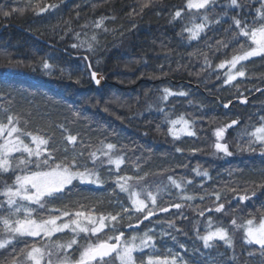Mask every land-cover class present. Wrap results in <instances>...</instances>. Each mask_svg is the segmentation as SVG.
Wrapping results in <instances>:
<instances>
[{"label":"trees","instance_id":"16d2710c","mask_svg":"<svg viewBox=\"0 0 264 264\" xmlns=\"http://www.w3.org/2000/svg\"><path fill=\"white\" fill-rule=\"evenodd\" d=\"M47 2L57 3L59 7L39 16L31 9H27L23 14L17 12L7 19L0 16V54L11 53L14 58L24 60L25 63L48 56L51 58L50 63L56 66L52 75L25 68L8 85H0L5 93H11L10 96H0V109L10 108L11 114L21 118V127H25L24 122H27L28 131L47 132L53 135L52 146L60 150L58 156L64 155L63 149L67 146L64 138L68 134H78L85 142L91 139L93 147L99 140L107 138L106 142L115 143L118 147L127 146L125 154L130 160L126 162L128 166H122L121 175H136L130 165L132 161L140 158L142 171L139 175L149 173L148 183L154 185L167 183L168 175H173L177 180L181 178L192 180L193 183L187 187L186 193L179 194L197 196V199L186 203L182 209L186 219H180L181 211L170 208L168 213L158 212L137 231H142L151 224L159 226V221H163L166 227L167 221L175 220L176 227L183 229L179 233L173 232L177 237L176 241L170 236L163 238L157 236V244L170 243L177 251L182 252L184 249H181L179 244L185 241L187 245L193 246V257L198 259L212 255L214 260L221 264H261L264 257H261L258 246L244 245L242 230L235 231L234 247L228 248L223 241L217 240L213 247L205 249L203 242L196 239L194 225L199 223V232L203 235L211 216L217 226L228 228L232 235L230 222L233 218L243 223L246 219L264 213V194L260 192L245 204L232 203L224 213H215L214 196L203 201L198 198L205 193L210 194L214 188L219 189L223 182L230 179L239 180L241 186L244 182H260L262 179L260 173L264 171V156L259 154V150L239 151L237 146L240 144L239 134L245 125L257 124L259 116L264 115V92L253 91L254 88L264 86V79H261L264 77V58L254 57L243 62L247 76L237 78L230 86L223 85L227 66L224 69H217L216 65L222 60L230 59L234 54L233 50L239 48L243 41L232 44L226 51L221 50L215 55H211L214 49L205 46L206 41L215 44L216 40L224 38L223 30L231 24L230 18L225 19L220 25H213L212 30L203 33L197 41H189L186 33L183 36L178 35L190 17L185 15L181 21L175 23H169V19L172 12L184 7L185 0H156L153 6L131 20L128 19L127 13L133 7L138 9L136 0H47ZM226 2L227 0H218L215 8L209 9V12H223L221 5ZM244 2L247 6L243 8L242 16L239 18L251 20L259 4L256 0ZM25 3L26 0L15 2L0 0V7L23 8ZM93 4L96 5L95 8L92 7ZM77 5L80 6L79 9ZM77 10L80 13L79 19H75ZM239 12H241L239 8L231 11L229 17L236 16ZM101 16H115L116 19L114 21L109 19L104 25L114 31L105 33L103 29L95 30L91 24L84 30L88 36H91L93 31L99 34L100 43L95 53H89L83 48H71L70 45L76 42L71 35L60 40L64 21L72 19V28L81 31L82 24L86 21H95ZM212 19L215 20L216 16L213 15ZM133 23L136 25L135 28H132ZM58 25L59 29L54 30ZM194 51L209 53L212 60L211 70L202 71V56L189 58L188 54ZM84 56H89L93 70L100 71L106 76L107 82L103 86L96 87L92 83L88 62L83 59ZM60 69H64V73H61ZM78 77L81 80L79 84L75 83ZM237 85L244 96H249L247 104L242 106L233 101L229 110L222 109L218 100L227 102L239 97ZM164 88H170L173 92H187L188 95L173 96L169 97L168 101H162L160 97ZM149 104L152 105L151 109L148 108ZM106 107L108 111L104 110ZM161 107L169 113L170 119L183 114L186 119L194 120L193 130L196 131V136H182L180 140L174 141L167 135L169 125L164 114L158 110ZM0 113L6 122L8 113ZM237 117L241 121L240 125L226 132V142L231 145L230 151L233 155L213 154L212 145L215 142L213 129ZM60 124L65 125L67 132L58 127ZM177 147L183 149L182 154L176 152ZM193 148L201 151L193 153L191 152ZM197 165L201 171L208 169L210 180L196 176L193 169ZM107 169L105 167L103 172L107 173ZM229 171L233 176H229ZM13 179L14 174L0 175V182L10 184ZM106 180L107 183L100 188L91 185L78 187L73 190V194H66L63 200L56 202L62 206L70 200L95 197L103 198L107 205L109 199L115 200L113 198L116 197L127 203V195L120 193L112 179ZM108 188L109 192L104 196L98 195L101 190ZM113 190L115 194L109 196ZM227 198L231 200L232 194L227 193ZM83 202L94 204L96 200L88 199ZM221 202L227 203L225 200ZM158 203L160 207H166L171 203L185 202L179 199L177 191L172 189L171 196L165 194ZM197 207L200 210L211 208L213 211L206 213L202 218L198 212L193 211V208ZM235 209L239 210L234 211ZM99 210L118 211L107 206ZM134 222L135 219L132 220V224ZM126 224L127 220L122 222L120 227L130 237L133 230L125 227ZM67 236L71 238V234ZM80 243L83 244L85 241L81 239ZM249 253L254 255L249 256ZM233 254L237 257L236 260L232 259ZM75 255L78 256V252Z\"/></svg>","mask_w":264,"mask_h":264},{"label":"snow or ice","instance_id":"6c2138e0","mask_svg":"<svg viewBox=\"0 0 264 264\" xmlns=\"http://www.w3.org/2000/svg\"><path fill=\"white\" fill-rule=\"evenodd\" d=\"M15 2V0H13ZM138 9L133 7L127 13L131 20L133 17L141 15L146 9L153 6L156 0H136ZM218 0H185L184 7L178 8L170 14L169 23L181 21L185 15L190 17L189 21L182 26L178 35L187 34L189 41H197L203 33L212 30L213 25H220L225 19L230 18L231 24L224 31V38L216 40L215 44L207 41L205 46L214 49L211 55H215L221 50L226 51L232 44L240 43V47L234 49V54L230 59L222 60L216 65L217 69H224L226 78L223 85H232L238 77L245 78L247 72L243 67V62L250 58H264V0H256L259 4L255 8V16L249 20L239 18L242 16L243 8L246 7L244 0H227L221 7L223 12H209L214 9ZM57 3H50L47 0H26L25 7H0V16L5 19L19 12L23 14L27 9H31L35 15L39 16L51 10L57 9ZM80 8L79 5L76 6ZM96 7L95 4L92 6ZM241 9L236 16L229 17V12ZM203 13V14H201ZM216 19L213 20L212 16ZM80 18L77 10L75 19ZM115 20L116 17L101 16L95 21H86L80 26L81 31L72 28V19L64 21L63 35L60 40L71 35L76 41L70 45L73 49H85L89 53H95L99 46V34L93 31L88 36L86 30L90 24L95 30L103 29L105 33L114 31L104 27L105 21ZM59 25L54 30L59 29ZM136 25L133 23L132 28ZM131 29H129L130 31ZM230 34V35H229ZM123 35V33H122ZM192 56H202L204 69L211 70L212 60L209 53L194 51L189 53ZM50 57H40L38 60L25 63L24 60L14 58L11 53L0 54V85H8L23 69L31 71H42L45 75H52L56 66L50 63ZM84 60H89V56H84ZM88 69H92V64H88ZM64 73V69H60ZM143 75V73L141 74ZM69 78L71 75L69 74ZM90 79L100 85L104 79L96 71H90ZM219 79V77H218ZM264 79V77H261ZM81 82L78 77L75 83ZM240 93L239 101L241 104L247 103V97L240 92L239 85L236 86ZM162 101H168L169 97H186L187 92H173L170 88H164ZM255 92H264V88H254ZM0 87V96H10ZM147 95V93H146ZM191 103V101H189ZM232 104L229 100L223 104L228 109ZM151 109L152 105L149 104ZM108 111L106 107L104 109ZM164 114L169 127L167 135L174 141L180 140L182 136L195 137L196 131L193 130L194 120L186 119L183 114L175 119L169 118V113L163 107L158 109ZM0 112L8 113L6 122L0 116V175L14 174V179L9 184L0 182V264H137V256L141 257L140 264H189L185 257L172 248L161 249L157 247V233L153 228L146 229L143 233L137 231L145 222L154 218L156 214L168 213L170 208L181 211L180 219L186 217L182 213L185 204L197 199L195 195H179L186 193L187 187L192 180H177L173 175L167 176V183L151 184L147 182L149 173L139 175L142 171L140 158L132 161L131 167L134 168L136 175H121L122 166L130 160L125 154L127 146L118 147L117 144L106 142V139L99 140L93 147L91 139L87 142L81 140L79 135H66V147L63 149L64 155L58 156L60 151L53 147L54 136L47 132H37L26 130L21 127V118L11 114L10 108L0 109ZM79 115V113H76ZM214 122V121H213ZM241 121L239 117L231 119L230 122L217 126L213 129L215 142L213 154L223 153L225 156L233 155L230 151L231 145L226 142V132L233 127H238ZM58 127L67 132L64 124ZM159 129V126H158ZM239 151L256 152L264 156V115L259 116V122L255 125H245L239 134ZM79 145V150L77 146ZM70 146V147H68ZM177 153H183V149L177 147ZM201 149L193 148L195 153ZM71 155H68V153ZM107 167L106 173L109 179L116 185L120 193L127 195V204L119 198L109 199L107 205L103 198L81 197V199L62 204L61 207H48L57 200H63L65 195L73 194V190L82 186H96L100 188L107 183L104 178L103 169ZM187 167V165H184ZM196 176L211 179L208 169L201 171L197 165L193 169ZM260 182L251 181L241 182L230 179L222 183L219 189L214 188L210 194L205 193L198 198L203 201L212 196L215 197V213H224L226 208H230L232 203L245 204L257 196V192L264 194V171L260 173ZM229 176L233 173L229 171ZM203 187V184H201ZM172 189L177 191L179 199L185 203H171L168 207H160L159 201L164 195L171 196ZM227 193L232 194V199L228 200ZM115 194V190L109 196ZM95 199L94 204H86L83 201ZM221 200L227 201L222 203ZM119 209L118 211H100L103 207ZM235 209L234 211H238ZM200 217L206 213H211L213 209L206 208L200 210L193 208ZM135 219V224L132 220ZM127 220V227L133 230L130 237L121 230L120 225ZM161 225L159 236L161 238L170 236L173 241L177 237L173 232L179 233L183 229L176 227L175 220L158 222ZM233 234L230 235L228 228L217 226L211 216H209L206 231L203 235L199 232V223L194 225L196 239L203 242V247L209 249L213 247L215 241H223L228 248L234 247L233 237L235 231L243 232V244L258 246L261 257H264V213L254 216L239 223L236 218L230 222ZM71 234V238L66 241L56 239L57 234ZM113 233V235H108ZM186 234V233H185ZM103 237V238H101ZM83 239L85 243L81 244ZM31 240V243L29 241ZM181 249L187 251L185 244H179ZM195 251V250H194ZM78 252V256L75 253ZM249 256L254 255L249 253ZM233 260L237 257L233 254ZM264 264V259L261 260Z\"/></svg>","mask_w":264,"mask_h":264},{"label":"rangeland","instance_id":"374dc122","mask_svg":"<svg viewBox=\"0 0 264 264\" xmlns=\"http://www.w3.org/2000/svg\"><path fill=\"white\" fill-rule=\"evenodd\" d=\"M226 71H227V67H226ZM225 71V72H226ZM225 78H226V76H225ZM238 78H240V77H238ZM0 116H1V113H0ZM65 148V147H64ZM69 155H71V153L69 152L68 153ZM107 171H108V169H107ZM103 174H104V178L105 179H107L108 177H107V175H106V172H103ZM109 192V188L108 189H105V190H101L100 192H99V194L98 195H102V196H104L106 193H108ZM113 199H116V197H114ZM125 204H127V203H125ZM48 207H55V208H59V207H61V206H59V203L58 202H56V201H54V202H52V203H50L49 205H48ZM117 210H119V209H117ZM148 228H153L155 231H156V233H157V236H159V232L161 231V226L159 225H157V226H155V225H153V224H151V225H149L148 227H146L145 229H143V231H139L140 233H143L146 229H148ZM70 234V233H69ZM58 235H63V234H57V236ZM156 236V237H157ZM56 239L57 240H60V241H66V240H68V239H70V238H68V236L67 235H64V236H59V237H56ZM183 244H185L186 245V247H187V251H182V252H180L184 257H185V260L186 261H188L189 262V264H221V262H216L215 260H214V258H213V256L212 255H208L205 259L203 258H199L198 259V257H193V255H194V252H193V246H190V245H187V243L185 242V241H183ZM157 247L158 248H161V249H167V248H172V249H174L175 251H177V249L176 248H174L170 243H166V244H162V245H159V244H157ZM177 252H179V251H177ZM141 259V257L138 255L137 256V264H140V260Z\"/></svg>","mask_w":264,"mask_h":264},{"label":"water","instance_id":"95a60500","mask_svg":"<svg viewBox=\"0 0 264 264\" xmlns=\"http://www.w3.org/2000/svg\"><path fill=\"white\" fill-rule=\"evenodd\" d=\"M89 71H95V70H93V69H91V70H89ZM97 73H98V75H102L103 77H104V79L101 81V83H100V85H97L94 81H92V83L95 85V86H102L105 82H106V77L101 73V72H99V71H96ZM261 88H263V87H261ZM247 97V101H248V96H246ZM232 101V100H231ZM233 101L234 102H239L240 103V101H239V98L237 97V98H234L233 99ZM218 102H219V106L222 108V109H225L224 107H223V104L224 103H227V102H222V101H220V100H218ZM241 104V103H240ZM241 105H246V104H241ZM231 107V105L229 106V108ZM228 108V109H229ZM225 110H227V109H225Z\"/></svg>","mask_w":264,"mask_h":264},{"label":"bare ground","instance_id":"6f19581e","mask_svg":"<svg viewBox=\"0 0 264 264\" xmlns=\"http://www.w3.org/2000/svg\"><path fill=\"white\" fill-rule=\"evenodd\" d=\"M32 13V12H31ZM64 18V17H63ZM157 20V19H156ZM137 21V20H136ZM132 23V22H131ZM154 23V22H153ZM161 24V23H160ZM27 26V25H26ZM8 30V29H7ZM32 31V30H31ZM101 36V35H100ZM129 37V36H128ZM143 38V37H142ZM140 39V38H139ZM44 40V39H43ZM135 41V40H134ZM136 43V42H135ZM63 47V46H62ZM62 52V51H61ZM59 57V56H58ZM88 64H89V60H87ZM70 63V62H69ZM33 73V72H32ZM140 74V73H139ZM144 78V77H143ZM106 82H107V78H106ZM152 86V85H151ZM139 109V108H138ZM240 110V109H239ZM212 112V111H211ZM53 118V117H52ZM160 121V120H159ZM229 121V120H228ZM147 128V127H146ZM153 128V127H152ZM45 130V129H44ZM79 133V132H78ZM159 135V134H158ZM203 137V136H202ZM62 144V143H61ZM206 152V151H205ZM154 155V154H153ZM157 160V159H156ZM172 164V163H171ZM163 167V166H162ZM156 169V168H155ZM156 173V172H155ZM94 200V199H93ZM252 217V216H251ZM203 218V217H202ZM189 224V223H188Z\"/></svg>","mask_w":264,"mask_h":264}]
</instances>
